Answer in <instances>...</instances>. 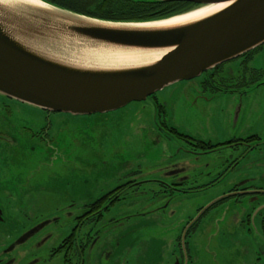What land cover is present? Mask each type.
Listing matches in <instances>:
<instances>
[{
    "label": "flooded vegetation",
    "instance_id": "obj_1",
    "mask_svg": "<svg viewBox=\"0 0 264 264\" xmlns=\"http://www.w3.org/2000/svg\"><path fill=\"white\" fill-rule=\"evenodd\" d=\"M195 79L201 80L198 88L205 101L196 121L202 122V131L195 136L161 120L158 129L167 142L179 143L161 174L141 178L127 173L99 193L101 181L91 175L96 164L79 165L75 135H65L71 114L0 95V264H95L100 257L116 255L122 264H136L139 257L132 251H109L110 236L150 216L163 220L174 192L186 197L215 188L221 190L216 200L187 218L174 249L156 260L197 264L187 240L190 231L222 207L232 213L224 245L228 263L264 264V44ZM55 143L70 150L59 166L48 161ZM186 157L187 162L213 157L215 169L202 183L194 182ZM81 174L90 181L84 186ZM146 185L157 187L154 202L139 195ZM45 194L64 202L50 211L39 209V197ZM232 226L241 241L232 237Z\"/></svg>",
    "mask_w": 264,
    "mask_h": 264
},
{
    "label": "water",
    "instance_id": "obj_2",
    "mask_svg": "<svg viewBox=\"0 0 264 264\" xmlns=\"http://www.w3.org/2000/svg\"><path fill=\"white\" fill-rule=\"evenodd\" d=\"M31 1L0 0V95L55 113L119 111L264 44V0H151L191 6L138 22Z\"/></svg>",
    "mask_w": 264,
    "mask_h": 264
},
{
    "label": "rangeland",
    "instance_id": "obj_3",
    "mask_svg": "<svg viewBox=\"0 0 264 264\" xmlns=\"http://www.w3.org/2000/svg\"><path fill=\"white\" fill-rule=\"evenodd\" d=\"M200 81L194 79L191 82L175 83L157 93L156 98L133 102L119 111L69 117L65 135L68 136L69 132L75 135L79 165L91 162L96 164L94 167L96 171L91 175L101 181L96 189L98 193L104 185L113 184L115 179L122 178L127 173H136L141 178H152L161 174L160 169L168 165L175 148L179 146L178 142L173 144L167 142L166 135L158 129V122L161 120H166L168 124L175 126L181 132L186 131L195 136L202 131V122H196L199 108L205 103L200 98V87L198 88ZM159 105L163 107L161 116L157 114ZM58 145L60 147L57 149ZM58 145L55 143L52 146V153L49 154L51 158L48 160L57 166L61 165L63 157L70 151L66 150L63 144L58 143ZM188 159L186 157L185 161L187 162ZM68 160L72 161L70 157ZM214 162L213 157L197 160V162L188 161L186 165L190 166V179L194 182L200 180L199 183H202L201 181L206 179L204 175L215 169L216 165L212 164ZM209 177L212 175L210 174ZM80 181L83 186L86 182H90L83 174L80 175ZM156 189L157 187L153 185H146L139 195L144 202H154ZM164 189L162 187V190ZM220 192L221 190L215 188L186 197L178 196L174 192L175 200L165 208L163 220H159L160 217L155 215L127 226L110 236L113 240L109 242V246L113 249L109 251L115 254L132 251L135 253L134 256L139 257L135 261L136 264H164L159 261L160 259H156L162 252L174 249L176 240L184 232L187 218L195 216L199 208L216 200ZM131 200L132 198L128 201ZM63 202V200L59 201V198H52L45 194L39 197L38 204L42 205L39 209L50 211L56 206L60 207ZM172 211L174 213L170 216ZM231 216V212L221 207L202 217L190 231V237L187 240L189 246L191 242L194 248L197 264H229L226 260L224 245L228 230L226 225L229 220H232ZM232 237L235 241L242 240L236 226H232ZM122 263L123 259L119 255L100 257L95 262V264Z\"/></svg>",
    "mask_w": 264,
    "mask_h": 264
},
{
    "label": "trees",
    "instance_id": "obj_4",
    "mask_svg": "<svg viewBox=\"0 0 264 264\" xmlns=\"http://www.w3.org/2000/svg\"><path fill=\"white\" fill-rule=\"evenodd\" d=\"M93 18L119 21H148L187 9L183 2L154 3L151 0H47Z\"/></svg>",
    "mask_w": 264,
    "mask_h": 264
},
{
    "label": "bare ground",
    "instance_id": "obj_5",
    "mask_svg": "<svg viewBox=\"0 0 264 264\" xmlns=\"http://www.w3.org/2000/svg\"><path fill=\"white\" fill-rule=\"evenodd\" d=\"M16 1L17 2H20V1L24 2L25 1V2H29V3L32 2L31 0H16ZM34 1L38 2L37 0H34ZM223 6L224 5L203 8V9H201V11L191 13V15H189L187 17H180L179 19H172L169 22H166L165 24L170 25V24H176V23H180V22H184V21H191V19H199V18H202L204 16L210 15L215 11H218L219 9H222Z\"/></svg>",
    "mask_w": 264,
    "mask_h": 264
}]
</instances>
